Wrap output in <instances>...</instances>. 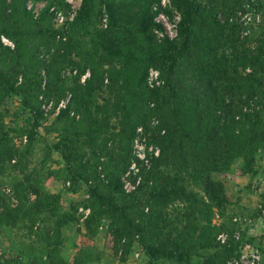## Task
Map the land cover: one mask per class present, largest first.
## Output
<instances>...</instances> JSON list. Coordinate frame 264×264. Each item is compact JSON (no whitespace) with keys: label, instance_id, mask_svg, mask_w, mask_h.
Returning <instances> with one entry per match:
<instances>
[{"label":"trees","instance_id":"trees-1","mask_svg":"<svg viewBox=\"0 0 264 264\" xmlns=\"http://www.w3.org/2000/svg\"><path fill=\"white\" fill-rule=\"evenodd\" d=\"M27 2L0 0V107L16 97L28 113L14 128L26 138L22 149L0 110V186L14 172L10 193L0 191V227L27 228L47 262L62 264L61 231L77 208L65 210L61 196L29 170L44 132L55 134L51 152L66 177L88 187L90 233L107 219L125 252L137 243L150 264L232 261L236 224L219 176L236 160L250 170L264 150V24L243 34L236 14L264 11V0H170L179 15L175 37L156 19L172 14L161 0H82L60 27L50 9H69L65 0H47L37 15ZM151 69L159 71L160 86H149ZM139 127L154 131L160 153L128 192L123 176ZM174 203L183 204L176 217L168 212ZM224 232L227 243L219 238ZM91 262L82 250L72 264ZM0 264L45 263L0 252Z\"/></svg>","mask_w":264,"mask_h":264},{"label":"rangeland","instance_id":"rangeland-1","mask_svg":"<svg viewBox=\"0 0 264 264\" xmlns=\"http://www.w3.org/2000/svg\"><path fill=\"white\" fill-rule=\"evenodd\" d=\"M47 0H39L33 3L28 0L27 5L33 8L37 15L44 7ZM69 9H57L63 11L65 20H70L76 14L82 0H65ZM170 0H161V4L170 7ZM172 14L168 16L160 13L157 20L165 26L166 32L175 37L176 23L179 15L170 7ZM249 12L259 13L261 24L264 23V11L255 7H247ZM236 19L240 21L237 14ZM107 15L104 14L102 21L105 24ZM57 26V24L55 23ZM62 26V25H61ZM247 34L252 31L254 25L243 24ZM58 27L60 25L58 24ZM158 37L163 34L157 33ZM8 42H11L6 38ZM12 43V42H11ZM43 52H47L46 50ZM46 54V53H45ZM48 108V107H47ZM2 120L6 123L7 130L13 142L18 147L24 149L26 138L20 135L14 128L22 125L28 113L23 111L18 99L7 98L1 105ZM154 131L143 133L140 139L145 143L147 152L151 146L156 145ZM55 134H45L39 132L35 141L32 154L28 156L29 170L36 169L40 177L44 180L47 190L61 196V203L65 210L76 211V220L64 226L61 231L59 260L62 264H72L75 256L82 250L91 254L92 262L89 264H150L143 248L135 243L128 252L124 249V240H119L118 236L111 233L109 221L104 219L96 234L90 233L84 227V219L89 214V209L85 207V200L88 197V187L85 184L74 183L66 177L63 163L57 153L51 152L50 143L54 142ZM141 167V166H140ZM141 173H145L141 170ZM14 172L9 170L3 178L0 191L5 195L10 193V182ZM225 185L226 207L228 212L234 215L233 222L236 224L235 241L238 242L237 256L228 264H264V150H260L253 167L245 170L244 162L236 160L231 169L219 176ZM128 187L136 183L135 174L132 172L126 177ZM189 191L202 193V190L193 185L187 186ZM183 211V204L174 203L168 212L172 217H176L178 212ZM219 222L218 217H214V223ZM221 240L228 241V233L221 234ZM219 237V238H220ZM224 243V244H225ZM42 242L34 234L24 227H0V252L10 256H19L25 262L30 260L43 261L49 264L45 254L41 250ZM46 261V262H45ZM201 262L200 258L194 257L192 264ZM154 264H166L155 262Z\"/></svg>","mask_w":264,"mask_h":264},{"label":"built area","instance_id":"built-area-1","mask_svg":"<svg viewBox=\"0 0 264 264\" xmlns=\"http://www.w3.org/2000/svg\"><path fill=\"white\" fill-rule=\"evenodd\" d=\"M50 11L52 12V14L54 16V21L57 24V27H58V24L61 26L65 23L66 20H65V15H64L63 11L57 9L56 7H52L50 9ZM237 14L240 16V21L243 24L244 23L245 24H252L254 26L261 24V16L259 13H253V12H249V10H247L245 12L239 11ZM262 24H264V23H262ZM2 40L5 44L12 46V43L8 42V40L5 37H2ZM159 75L160 74H159L158 70H156V69L150 70V74H149V78H148V83H149L150 87L154 88L156 86L161 85L162 81H161ZM144 132L145 131L143 130L142 127H139L137 129V136L133 141L134 159L132 160V163H131L128 171L123 176V182L125 184V189L128 192L136 190V188L139 186V184L143 180L144 173L142 174L141 170H143L144 172L148 171L151 168L152 159L154 157H157L160 153V149L157 145L151 146L149 148V151L147 152V148L145 146V143L143 141H141V139H140L141 135H143ZM132 172L135 174L136 183L133 185H130L131 187L129 188L128 187L129 184H128V182H126V177ZM220 239H221V237H220ZM222 242H224V240H222Z\"/></svg>","mask_w":264,"mask_h":264}]
</instances>
